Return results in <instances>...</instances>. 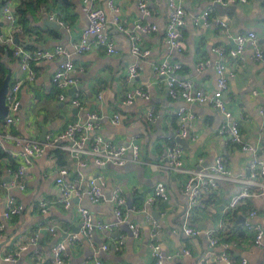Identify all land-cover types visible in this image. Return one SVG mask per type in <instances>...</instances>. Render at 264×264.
I'll list each match as a JSON object with an SVG mask.
<instances>
[{
  "label": "crops",
  "instance_id": "obj_1",
  "mask_svg": "<svg viewBox=\"0 0 264 264\" xmlns=\"http://www.w3.org/2000/svg\"><path fill=\"white\" fill-rule=\"evenodd\" d=\"M100 1L106 8L107 0ZM113 1L119 7L122 24L128 30L141 22L157 26L158 32L144 37L142 41V46L149 49L151 55L145 59H137L131 54V38L116 29L113 24L114 13L106 8L107 31L113 37L119 54L108 56L103 49H99L73 57L77 67L74 75L78 81L77 90L83 100V108L77 114L74 113L76 108L70 103L59 101V91L53 85L52 77L58 68V61L35 64L37 81L28 85L27 74L21 73L14 57L4 56L3 62L8 72H12V81L20 78L26 83L19 95L20 123L13 126L12 132L19 136L40 139L44 128L48 130L47 133H57L71 122H85L90 114H96L101 120L98 133L118 145L139 144L142 147L144 164L101 167L88 159L86 165L78 169L65 152L67 165L59 161L60 150H48L28 169L24 190L6 191L1 184L10 182L12 178L7 169L17 167V163L7 157L4 160L3 175L0 177V210L5 209L8 196H13L22 205L23 212L9 221H4V231L0 232V264H50L53 245L66 241L67 237L80 231L81 217L78 207L90 210L95 222L115 221L114 207L109 199L116 188L120 189L128 202L126 221L113 232H95L90 239L81 238L68 248L64 264H93L95 260H101L104 264H150L153 261L150 247L154 231L152 221L160 226L158 242L164 264H199L203 259L210 263L212 260L211 264H225L215 263L212 255L222 253L228 255L235 264L242 259H246L249 264H262L264 249L254 245L255 238L239 240L234 229L236 224H241L250 233L244 221L253 211L257 212L253 223L264 227V190L259 187L260 183L264 184V178L249 185L225 183L217 192L203 196L190 209L188 198L182 193L188 174H168L159 164L161 154L166 148L171 144H179L176 140L179 127L177 114L180 109L186 108L197 117L190 130V137L186 139L187 146L179 144L185 151L186 169L207 168L217 158L223 157L234 177L251 182L250 161L253 153L264 160V123L260 115V108L264 107V60L254 59L255 52L250 43L246 45L242 58L234 59L228 55L225 58L226 73H233V76L228 77L224 102L233 119L238 122L244 141L252 149L249 152L232 144L229 135H219L224 117L217 110L209 106L187 105L170 98L166 79L158 75L153 66L164 59L180 63L183 66V71L179 74L182 79H193L197 88L215 92L218 82L214 66L199 71L197 64L206 59L216 61L217 56L212 50L217 47L229 50L234 43L218 31L213 23L209 26H196L194 18L209 9L212 15L228 16L233 34L255 33L264 52V0H248L247 3L224 0L228 2L227 6L218 4L216 0H176L187 12L186 26L181 37L182 52L170 51L165 45L169 0H148L153 14L150 18L143 17L137 8V0ZM4 2L5 0H0L1 35L7 33L6 23L1 15ZM51 16L54 17L53 21L64 23L60 31L45 25L46 19L52 21ZM87 25L88 19L82 0H50L37 14V22H32L29 44L43 49L56 45L71 47L80 40ZM50 30L55 31L57 36L49 32ZM135 63L143 70L138 77L128 80L126 71ZM136 89L147 91L149 99H137L133 105H124L127 94ZM75 91L71 89L69 95ZM48 98L56 104V110L48 104ZM150 111L154 113L155 122L148 120ZM116 114L121 116L118 125L112 122ZM2 131H5L4 127ZM8 146L11 147L9 144ZM63 167L70 169V178L74 180L79 178L80 173L85 180L98 175L105 176L104 193L107 201L93 205L87 200H74L72 209L51 204L49 210L42 213L39 209L41 202L53 203L61 196L55 172ZM158 183L166 185L169 200L144 211L145 202ZM245 188L254 191L257 196L249 199L236 211L226 212L230 199ZM131 223L139 228V238L135 237L130 228ZM185 226L202 232L216 230L219 245L212 248L205 233L197 238L187 237L180 232ZM51 228L55 229V233L50 231ZM231 236L234 241L225 243ZM119 241L123 242V248L117 251L115 245ZM104 245L109 246L108 251L102 250ZM23 248L25 250L21 251ZM17 251H21V255L16 261L5 260Z\"/></svg>",
  "mask_w": 264,
  "mask_h": 264
},
{
  "label": "built area",
  "instance_id": "obj_2",
  "mask_svg": "<svg viewBox=\"0 0 264 264\" xmlns=\"http://www.w3.org/2000/svg\"><path fill=\"white\" fill-rule=\"evenodd\" d=\"M22 0H5L1 7V15L6 23V35H0V46H7L12 49L13 57L17 61L19 70L27 74V84L32 85L37 81V73L34 65L42 62L58 61L59 65L52 77L53 85L59 91V101L68 102L78 110L83 108V100L80 92L77 90L78 81L75 78L77 71L76 63L73 57L83 56L91 53L94 50L103 49L108 56H116L119 50L113 37L107 31V14L106 8L114 13L113 24L120 32L129 35L131 38V54L137 59H145L151 55V51L142 46L144 37L150 36L158 32V28L152 23H137L133 29L128 30L122 24V17L119 7L113 0H107L106 8L101 4L100 0H82L85 4V13L88 19V25L83 30L80 40L74 43L71 47L64 45H56L53 48L29 49L27 46L30 43V33H27L20 23V15L18 6ZM242 3H247L248 0H239ZM218 4L227 6L228 2L224 0H216ZM137 8L142 13L143 17H152V10L149 7L148 0H137ZM168 21L166 47L170 51H183L181 41L182 30L186 26L187 12L179 5L176 0L168 2ZM52 21L54 17L50 18ZM211 23L232 40L234 46L229 50L223 47H217L212 52L217 56V60L212 62L208 59L200 61L197 64L199 71L213 65L216 74L218 89L215 92H207L202 88H197L193 79H182L180 73L183 71V66L180 63H172L168 59H164L153 66V70L160 76L164 77L167 82L168 96L174 100H180L187 105L209 106L217 110L223 117L224 123L219 130V135H229L232 144L240 146L243 151H252L250 146L244 141L240 131L238 122L233 119V115L224 102V93L228 89L229 76L233 73H226L225 58L230 56L234 59H240L245 53V47L250 43L254 48V59L256 61L264 60L263 51L259 45V39L255 33L234 35L230 27V18L222 15H212L211 10H206L202 15L194 18L196 26H209ZM61 26L63 22L59 23ZM33 39V38H32ZM18 41V43H17ZM143 68L135 63L129 66L126 71V78L133 80L139 76ZM26 83L24 80L17 78L11 80L9 91L6 98L9 113L6 119L0 121V147L5 153L17 163L15 169H7V173L11 175L10 182L2 183L1 187L6 190H24L25 179L28 174V169L34 164L35 160L45 155L48 150H60L65 152L71 159L76 168H82L86 165V160L92 159L97 166L106 167L113 165L115 167H125L128 164H144L142 160V147L137 143L129 145H118L112 141L106 140L98 130L100 129V118L96 114H90L87 121L81 120L69 123L64 129L55 133L50 132L45 135V142H42L36 137H23L12 132L13 126L20 123L19 110L20 101L19 95ZM71 89L76 91L70 96ZM102 95L99 96L101 100ZM137 99H149L147 91L136 89L129 92L124 100V105H133ZM179 127L177 137L187 139L190 137V130L193 127V122L196 120V115L186 108H182L178 112ZM260 115L264 123V107L260 108ZM148 120L155 122L154 113H148ZM114 125L121 122L120 114H116L112 120ZM2 127L5 131H2ZM11 145V147L8 146ZM160 157V168L164 172L170 173H187L188 177L184 181L182 193L188 198L189 208L195 207L201 198L217 192L220 186L225 183H240L253 184L255 181L264 178V160L257 154L253 153L250 161V179L251 182H246L243 179H238L233 176L232 171L227 166L226 160L223 157L216 159L215 163L207 168L197 170L186 169V155L184 148L179 144H171L168 146ZM56 184L60 188L61 196L53 203L44 201L39 204V209L42 213H46L51 204L63 206L65 209H72L74 200L82 202L89 201L93 205L101 204L107 201L104 193L106 186L105 176L98 175L89 180H85L80 173L79 178L74 180L70 178V169L63 167L55 172ZM259 187L264 190V184L260 183ZM257 194L249 188H245L240 193L235 194L229 201L226 212H234L239 207L243 206L249 199L256 197ZM169 200V193L164 183H158L148 196L144 211L161 202ZM109 202L113 204L116 219L115 221L103 223L95 222L94 218L87 208L78 207V212L81 217V227L78 233L67 237L64 242L57 243L52 247V256L50 264H64L67 257L68 248L75 245L81 238L90 239L95 232H113L126 221L128 218L127 207L128 202L123 196L119 188H116ZM134 211V210H133ZM23 212V207L13 196H8L6 207L0 210V232L4 231V221H9L15 216ZM139 212V211H138ZM257 217V212L253 211L246 219V229L254 233V245L260 249H264V227L253 223ZM154 222V231L151 235L150 247L152 249L153 261L150 264H164V257L161 246L158 242L160 233L159 225ZM135 237H140V230L136 225L130 224ZM50 231L55 233V229ZM180 232L190 238H197L202 233H205L209 239L210 246L215 248L219 245V237L216 230L202 232L192 227H182ZM123 248V242L119 241L115 245V250L120 251ZM25 248L21 249V251ZM103 251H108L109 246L104 245ZM21 251L10 254L5 260L14 262L21 255ZM190 255L189 251H186ZM215 257V263L224 262L225 264L233 263L228 255L212 254ZM210 261V260H209ZM211 264L206 259L200 261L199 264ZM93 264H104L101 260H95ZM238 264H249L246 259H242ZM264 264V262L262 263Z\"/></svg>",
  "mask_w": 264,
  "mask_h": 264
},
{
  "label": "trees",
  "instance_id": "obj_3",
  "mask_svg": "<svg viewBox=\"0 0 264 264\" xmlns=\"http://www.w3.org/2000/svg\"><path fill=\"white\" fill-rule=\"evenodd\" d=\"M50 0H22L18 6V13L20 15V23L27 33L31 31L32 22H37V14L41 11L46 5H48ZM54 36H57L55 31L50 30ZM36 42V41H35ZM29 49H34V45H28ZM4 56H13L12 49L7 46H0V88L3 85V82L8 74V69L3 62ZM66 154L62 151L59 152V161L61 164L67 165L68 162L65 159ZM8 155L5 153L3 148L0 147V177L3 175L4 160L7 159ZM15 166V164L13 163ZM234 229L235 233L238 235L239 240L254 239L253 233H249L244 230L243 225L236 224ZM234 241L233 236L226 239L225 243H230Z\"/></svg>",
  "mask_w": 264,
  "mask_h": 264
},
{
  "label": "water",
  "instance_id": "obj_4",
  "mask_svg": "<svg viewBox=\"0 0 264 264\" xmlns=\"http://www.w3.org/2000/svg\"><path fill=\"white\" fill-rule=\"evenodd\" d=\"M44 23L46 26H48L54 30H57V31H60V29L62 28V26L57 21L56 22L55 21H49L48 19H46ZM0 35H1V31H0ZM17 43H18V41H17ZM263 56H264V52H263ZM11 80H12V72L9 71L4 82H3L2 87L0 88V120L1 121H4L6 119V117L8 116V113H9V107L7 106L6 98H7V94L9 91V86L11 84ZM74 90H76V89H73V91ZM74 113L77 114L78 109H74ZM47 132H48V130L46 128H44L43 133L40 137V140L42 142H45V135ZM176 140L180 145H182L184 147L187 146L188 141L186 139H181V138L177 137Z\"/></svg>",
  "mask_w": 264,
  "mask_h": 264
},
{
  "label": "rangeland",
  "instance_id": "obj_5",
  "mask_svg": "<svg viewBox=\"0 0 264 264\" xmlns=\"http://www.w3.org/2000/svg\"><path fill=\"white\" fill-rule=\"evenodd\" d=\"M48 100H49V102L50 103H48V104H51L52 105V109L53 110H56V104L53 102V100L52 99H50V98H48ZM32 132H34L33 130H31ZM36 133H37V131H35Z\"/></svg>",
  "mask_w": 264,
  "mask_h": 264
}]
</instances>
